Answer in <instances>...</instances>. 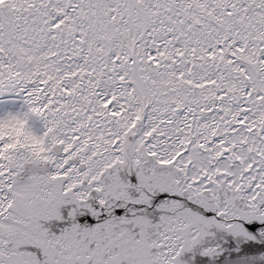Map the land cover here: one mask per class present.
Here are the masks:
<instances>
[{
    "label": "snow or ice",
    "instance_id": "6c2138e0",
    "mask_svg": "<svg viewBox=\"0 0 264 264\" xmlns=\"http://www.w3.org/2000/svg\"><path fill=\"white\" fill-rule=\"evenodd\" d=\"M0 264H264V0H0Z\"/></svg>",
    "mask_w": 264,
    "mask_h": 264
}]
</instances>
